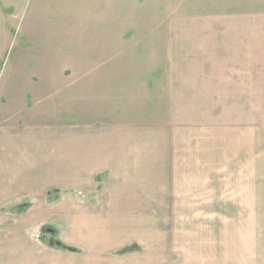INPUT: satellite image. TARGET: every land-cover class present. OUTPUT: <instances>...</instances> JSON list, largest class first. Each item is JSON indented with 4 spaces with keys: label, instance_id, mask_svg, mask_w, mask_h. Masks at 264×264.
Returning a JSON list of instances; mask_svg holds the SVG:
<instances>
[{
    "label": "rangeland",
    "instance_id": "obj_1",
    "mask_svg": "<svg viewBox=\"0 0 264 264\" xmlns=\"http://www.w3.org/2000/svg\"><path fill=\"white\" fill-rule=\"evenodd\" d=\"M201 6L193 0H0V128L15 137L33 134L27 136L37 158L32 171L44 172L41 150L53 132L70 142L90 127L117 128L111 136L140 140L145 158L144 169L83 176L81 187H62L58 196L43 191L52 178L33 192L17 186L0 206L1 264H57L58 241L84 237L72 227L77 203L83 216L103 217L111 184L149 189L147 207L114 211L161 229L182 217L193 218L195 230L202 217L264 220V90L251 98L256 113L249 118L214 110L216 98L169 91L188 65H179L185 54L171 49L181 34L167 30L190 22L174 14ZM255 118L257 127H244ZM23 143L16 149L25 155ZM13 149L9 144L6 152Z\"/></svg>",
    "mask_w": 264,
    "mask_h": 264
},
{
    "label": "crops",
    "instance_id": "obj_2",
    "mask_svg": "<svg viewBox=\"0 0 264 264\" xmlns=\"http://www.w3.org/2000/svg\"><path fill=\"white\" fill-rule=\"evenodd\" d=\"M193 1L201 2V11L174 14L185 16L190 22L171 25L167 30L181 34L179 47L171 49L185 54L186 58L179 65L189 66L181 68L185 70L175 83L173 80L169 91H177V95L184 97H205L206 101L207 97L216 98V102L211 103L214 110L224 107V112L245 114L244 117L249 118L252 112L256 113V101L253 109L251 98H257L261 94L259 91L264 90V0ZM170 72L174 76V70ZM226 97L229 98L227 102L222 99ZM237 98L248 99L245 102ZM249 121L251 124L244 127H257L256 118L253 125L252 120ZM242 122H234L233 126L241 127ZM115 129L90 127V130H80L81 136L70 142H66L63 134L53 132L55 136L47 139L43 143L46 148L41 150L42 156H47L44 158L47 173L44 170L42 174L32 171L33 160L37 158L30 142L28 146L27 136L32 138L33 134L16 132L15 137L8 127L0 128V206L8 201L4 196L17 193V186L33 192V187L44 184V178L53 181L44 193L56 196L67 186L81 187L83 176L116 177L125 166L131 170L144 169L145 158L138 147L142 142L122 134L111 136ZM22 142L27 147L25 155L16 149ZM9 144L14 149L6 152ZM128 144L135 147H122ZM124 153H131L134 159L125 160ZM106 189L104 208L108 211L103 217L83 216L77 203L72 227L83 232L84 237L74 244L61 241L78 251H58L57 264H264L263 218L232 217L227 223V217H202L201 227L196 230L193 218H176V221L171 218L172 224L167 223L169 226L161 229L151 220L136 219L127 211L122 214L114 211L147 207L145 194L149 189L129 182L107 185ZM178 224L184 226L176 227ZM1 245L2 242L0 250ZM130 246L132 249H127ZM30 263L43 264V260Z\"/></svg>",
    "mask_w": 264,
    "mask_h": 264
},
{
    "label": "trees",
    "instance_id": "obj_3",
    "mask_svg": "<svg viewBox=\"0 0 264 264\" xmlns=\"http://www.w3.org/2000/svg\"><path fill=\"white\" fill-rule=\"evenodd\" d=\"M57 246H59V247H61L63 249L70 250V251H78L77 248L67 246L64 243L60 242V241H58ZM127 249H130L131 250L132 249V246L128 247Z\"/></svg>",
    "mask_w": 264,
    "mask_h": 264
}]
</instances>
